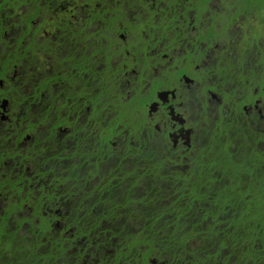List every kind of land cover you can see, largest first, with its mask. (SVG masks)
<instances>
[{
    "label": "trees",
    "instance_id": "trees-1",
    "mask_svg": "<svg viewBox=\"0 0 264 264\" xmlns=\"http://www.w3.org/2000/svg\"><path fill=\"white\" fill-rule=\"evenodd\" d=\"M114 1H73L65 20L42 13V26L38 11L0 3V264H264V108L247 114L240 100L216 121H194L189 145L173 149L120 100L122 71L110 61L141 53L133 24L142 27L146 2ZM195 1L197 17H220L214 40L232 44L233 18ZM177 3L163 15L177 17ZM233 3L236 17L264 0ZM256 54L244 48L236 65L220 55L213 70L231 79L238 69L239 88L257 95L264 42ZM85 124L98 127L94 139Z\"/></svg>",
    "mask_w": 264,
    "mask_h": 264
},
{
    "label": "flooded vegetation",
    "instance_id": "flooded-vegetation-1",
    "mask_svg": "<svg viewBox=\"0 0 264 264\" xmlns=\"http://www.w3.org/2000/svg\"><path fill=\"white\" fill-rule=\"evenodd\" d=\"M8 1H11L10 6L12 9L16 8L17 11L24 12L26 15H30L33 10L38 11L36 17H39L42 26L41 17H44L42 13L49 14L55 11L59 12V10L64 11L66 10L64 9L65 7L70 8L72 6L70 3L74 0H40V2L36 3L34 1L24 3L22 0H7L6 2ZM14 2H17L18 5ZM63 2L64 5L66 4L65 6ZM22 3L24 5L19 6ZM85 5L88 6L87 4ZM1 6L4 7V4L1 3ZM68 13L69 9L66 10V14ZM17 14L19 17V13ZM194 16L181 15L179 17L177 15V17H170V22L167 25L170 27L167 28L176 32V35L171 40L162 42L163 37L153 39L152 48H154L155 52L149 55L146 49H144L145 51H138L142 54H133L131 61L127 51L128 56H122L120 63H117L115 67L118 71H122V84L125 86L132 84L133 89L135 88L134 96L130 99V102L135 101V109H139V114L144 113V128L147 126L162 131L163 134H166L168 141L170 140V143H172L173 149L188 146L190 134L193 131L192 126H195V122H198L201 118L207 117V113L214 111L215 107L217 112H223V107H228V110L232 111V108H235V105L241 100L244 102L242 109L247 114L250 110H257L260 114L264 108V90L257 95L244 91L237 98H228L229 92L222 90L221 86H219L221 83L210 81L209 74L206 75L204 73L206 69L203 70L206 62L204 53L207 49L215 52L219 44L215 47L213 46L214 37L212 34L210 35L211 30L208 31L206 36H204L203 31L207 27L213 28L217 26L220 17H197L196 14ZM66 18L64 17L62 20ZM70 18L82 22L88 17L83 16L78 19L71 14ZM233 20L234 18L230 24ZM90 21L95 23L92 19ZM180 21L188 23V25L182 27ZM31 23H34L32 27L34 29L36 22L31 21ZM262 23L264 25L263 21ZM133 27L138 28V24L136 26L133 24ZM182 32L183 34L192 32L193 36H191V39L185 37L182 40ZM233 32L236 33L237 31L234 30ZM120 37L128 39L129 35L126 34V37L125 35ZM182 41L184 42L182 43ZM241 42H243L241 38L236 41L239 44V48H246L241 45ZM126 46L128 47L127 43ZM177 49H179L178 56L175 53ZM143 73L147 76L146 78H144ZM143 81H146L148 85L144 93L140 92L141 87L139 84H142ZM231 82L232 80L230 79L226 80V84H231ZM139 95L146 98V102H142L139 98L137 100L136 96ZM115 96L117 97L116 94ZM119 97L122 98L121 95ZM4 104L5 101L3 100L2 106ZM107 107H104L105 111H108ZM64 114L65 110L62 111L61 115L64 116ZM111 114L110 112L109 116ZM260 116L262 115L260 114ZM0 117V119L5 121L8 119L2 113ZM173 117H176L178 121L174 120ZM7 125L9 124L7 123ZM62 130L63 132L66 131V129ZM120 131L121 129H119ZM81 132L87 133L89 139L92 140L95 138L96 128H90L89 124H85V128ZM93 132L94 134H92ZM123 133H127L126 130H123ZM91 135H93L92 138L90 137Z\"/></svg>",
    "mask_w": 264,
    "mask_h": 264
},
{
    "label": "rangeland",
    "instance_id": "rangeland-1",
    "mask_svg": "<svg viewBox=\"0 0 264 264\" xmlns=\"http://www.w3.org/2000/svg\"><path fill=\"white\" fill-rule=\"evenodd\" d=\"M78 1L81 3L83 2V0H74L73 3L76 5L78 3ZM166 1H169V0H151V1L144 0V1H142V2H146V4H142L141 5L142 7H139V9H138L139 10V13H138L139 14V21L141 22L142 27L141 28L138 27V30H136L135 34L140 33L141 39L143 38V40L139 39V41H137V43H135L131 49L139 48L138 51H142L143 49H146L147 53H149V55H151L152 53L155 52L154 48H152L153 39L158 38V37H163V39L161 41L167 42L168 40H171V38H173L176 35V32H174V30L170 31L167 28V27H170L167 25L170 22L169 19H170V16L172 15V13L167 12L166 16L163 15V14H165L164 11H165V8L167 6ZM185 1L186 0H184V1L179 0V3H177L175 5V8L177 9V11L180 12L177 15H179V17H181V15H186L187 17H195L194 14L197 11L195 8L196 7V1L192 0V3L188 2V3L184 4ZM107 2L110 5V7L114 6L113 5V3L115 2L114 0H107ZM233 2L237 3L238 0H212L209 2L208 7H210V9H212L214 11H219L220 14L224 13L223 15H227V17L234 18V20L230 24V27L233 30L237 31V36L235 37V39L241 38L243 40V42H241V45L248 48V49H251V50L254 49V51L257 52L256 57L258 58L260 56L259 55V43L264 42V25L262 23V21L264 22V5L262 6V8L259 11H257L258 8H254L250 12L242 13L241 15L234 17L231 15V13L236 8L235 4ZM0 3H1V0H0ZM14 3L17 4V2H14ZM126 3H128V2L126 0H123V3L121 5H124ZM10 5H11V1L5 2L3 9L10 11L12 9ZM22 5H24V4L22 3L19 6H22ZM63 5H64V2H63ZM150 6H152L151 10H154L157 13V15H156L157 17H155V19H153L154 22H151V20H148L150 18L146 17L147 14L145 12V9H146V7L149 8ZM74 7L75 6L72 5L70 8L65 7L64 9H66V10L69 9V13H70V12H72ZM237 8H238V5H237ZM131 11H130V13H131ZM135 11H137V10H135ZM59 13L61 14L62 18H64L63 16L67 15L64 13V11L59 10ZM113 16H114V13L112 14V17ZM203 16H204V14H203ZM203 16H201V17H203ZM130 17H132V15ZM46 19L49 20L50 22L52 21L51 17H46ZM116 21H117L116 24H118V20H116ZM180 23H181L182 27H186V25H188V23H184L183 21H180ZM94 25H95V23L90 28L96 29L98 27L97 24L95 26ZM104 26H106V24H104ZM49 27H50V24H49ZM231 28H230V30H231ZM209 30H211L210 35L216 33L212 28L207 27L203 31L204 36L207 35ZM106 33L110 36V33L107 30H106ZM257 33H259V35ZM120 36H124V33H120ZM150 36L152 38H150ZM191 36H193L192 32H188V33H184V34L182 32V40H183V38L185 39V37L188 39H191ZM107 37H108L107 35H103L102 41L104 44H106L105 38H107ZM253 37H255V39H253ZM235 39H234V42L232 44H224V42L222 40H214L213 46L215 47L217 44H219V45H221V48L215 49V52H212V51H210V49H207L204 53V56L206 57L205 58L206 62L204 63L205 65H204L203 70L206 68L209 69L210 81H212V82L218 81L219 83H221L219 86H221L222 90L229 92L228 98H233V97L237 98L239 95L244 93V90L239 88L240 76L238 74V69H236L232 74L233 76L230 79V80H232L231 84H226L227 79H225V77H223V76H219L213 70V67L216 65L217 61L222 60V59L225 61V59L223 57H221L220 55H222L224 57H228V55L234 56L233 58H231V56H230V59H226V60H229L231 62V64L236 65L235 57L236 56L240 57L239 52H241L243 49L239 48V44H237L235 42ZM253 41H255L256 44ZM183 42L184 41H182V43ZM253 43L255 45H257L258 47L254 46ZM116 44L118 45L119 43H116ZM187 45H189V44L187 43ZM91 48H92V46H91ZM91 48H90V50H91ZM175 53H176V56H178L179 49L175 50ZM121 57H122V55L120 53H117V52L112 55L110 62H111L113 67H116L117 63H120ZM143 76H144V78L147 77L146 75H144V73H143ZM139 84L141 87L140 92L144 93L148 87L146 81H143L142 84L141 83H139ZM219 90H221V89H219ZM124 91L126 93L124 95H122V98H120V100H122L123 103H130L128 108L130 110L133 109L134 114H135V112H139V109H135L136 102L135 101L130 102V99L134 96L135 88L133 89L132 84L131 85L129 84V85L125 86ZM140 92H139V94H140ZM138 98L142 102L146 101V98L142 97L141 95L136 96L137 100H138ZM229 112H230V110H228V107H223V112H217V109L215 107L214 111L207 113V118H212L213 120L216 121V119H219L220 114L223 115V114H227ZM173 119L178 121V119L176 117L175 118L173 117ZM97 129H98V127L96 126V130ZM92 134H94V132ZM120 134L122 135L123 131H121ZM120 134H118L116 136V138H118ZM90 137L92 138L93 135H91ZM25 140H26V138H25ZM90 203H91L90 200L85 202V204H90Z\"/></svg>",
    "mask_w": 264,
    "mask_h": 264
}]
</instances>
